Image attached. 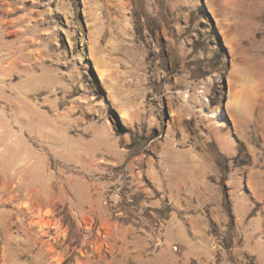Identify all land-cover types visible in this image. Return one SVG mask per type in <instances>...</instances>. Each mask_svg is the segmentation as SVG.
Segmentation results:
<instances>
[{
  "label": "rangeland",
  "instance_id": "1",
  "mask_svg": "<svg viewBox=\"0 0 264 264\" xmlns=\"http://www.w3.org/2000/svg\"><path fill=\"white\" fill-rule=\"evenodd\" d=\"M0 264H264V0H0Z\"/></svg>",
  "mask_w": 264,
  "mask_h": 264
},
{
  "label": "bare ground",
  "instance_id": "2",
  "mask_svg": "<svg viewBox=\"0 0 264 264\" xmlns=\"http://www.w3.org/2000/svg\"><path fill=\"white\" fill-rule=\"evenodd\" d=\"M237 122V121H236ZM39 223H41V222H39ZM46 223V222H45Z\"/></svg>",
  "mask_w": 264,
  "mask_h": 264
}]
</instances>
